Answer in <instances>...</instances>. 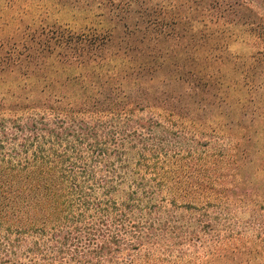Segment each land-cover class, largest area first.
Listing matches in <instances>:
<instances>
[{
  "label": "trees",
  "instance_id": "obj_1",
  "mask_svg": "<svg viewBox=\"0 0 264 264\" xmlns=\"http://www.w3.org/2000/svg\"><path fill=\"white\" fill-rule=\"evenodd\" d=\"M84 2L114 23L36 29L27 50L0 59L18 84L0 100V264H167L179 248L181 259L189 248L263 250L264 196L258 207L241 173L256 162L255 118L244 105L235 118L222 84L264 87V0ZM238 30L255 52L235 57L231 78ZM161 74L183 90L157 86ZM199 111L228 119L218 152ZM230 206L255 207L254 236L231 224ZM183 209L199 217L187 228Z\"/></svg>",
  "mask_w": 264,
  "mask_h": 264
},
{
  "label": "rangeland",
  "instance_id": "obj_2",
  "mask_svg": "<svg viewBox=\"0 0 264 264\" xmlns=\"http://www.w3.org/2000/svg\"><path fill=\"white\" fill-rule=\"evenodd\" d=\"M77 0H0V59L9 56L11 52L18 51L20 49L27 50L33 41V35L36 29L39 31L50 28L51 26L67 25L77 30H82L88 27L103 28L106 25L113 24L114 21L108 23L105 19V9L99 8L95 4H86ZM238 40L230 42L229 55L232 56L231 64L224 65V74L227 77L239 76L238 72L234 71V62L236 59H240L241 62L245 61L255 52V48L252 46V41L247 39L242 30H238ZM231 68V70H230ZM162 79L159 80L157 86H165L169 90L182 91V84H178L174 81H169L165 84L164 78H167L165 74H161ZM234 79H225L222 84V90L235 101L234 109L231 108L233 115L238 117L242 115L241 106L244 105V110L249 109L251 115L255 120L252 126L256 129L257 134L254 135V141L251 146V152L255 156L256 162L246 164L241 173L246 174L252 182L253 192L256 196L258 207L262 205V199L264 196V87L258 91L250 92L242 82H239L236 86L228 87V84ZM18 84L15 82L14 73L1 74L0 73V100L3 96H7L9 100H12L11 94L15 90ZM245 87V88H244ZM229 88V89H226ZM247 88V89H246ZM229 108V107H228ZM202 119L209 125L208 128L215 126L216 128L213 135H205L204 138H210L212 143L210 147L212 152H218L220 149V143L222 142L225 132H227V117L219 115L218 112L210 113L205 111H199ZM212 124V125H211ZM244 124H251L248 119ZM210 130V129H209ZM238 132V127L235 130ZM188 138H193L191 135H187ZM193 144L191 139L186 145ZM199 149L204 148L202 143L196 144ZM195 145V146H196ZM204 150V149H201ZM231 224L236 229L246 230L249 234H256V228H254L255 217L253 216L254 206L247 208H237L230 206ZM190 210H180V214L177 217H183L184 226L194 224L199 218L198 214L191 212ZM215 218L218 216V208L212 207L210 210ZM257 222V221H256ZM258 223H256V226ZM200 225V224H197ZM190 228L187 229V232ZM248 250H242L240 248L235 249L234 246L220 247L213 250L212 254H207L204 250H198L197 248L187 249V253L184 258L181 259L179 255L182 249H177L170 255V263L167 264H264V248L260 250L259 247L253 248L250 252Z\"/></svg>",
  "mask_w": 264,
  "mask_h": 264
}]
</instances>
